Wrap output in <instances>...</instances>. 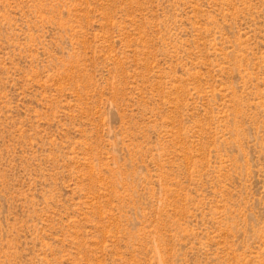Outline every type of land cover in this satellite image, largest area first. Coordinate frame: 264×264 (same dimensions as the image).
I'll use <instances>...</instances> for the list:
<instances>
[{"label":"rangeland","instance_id":"obj_1","mask_svg":"<svg viewBox=\"0 0 264 264\" xmlns=\"http://www.w3.org/2000/svg\"><path fill=\"white\" fill-rule=\"evenodd\" d=\"M0 264H264V0H0Z\"/></svg>","mask_w":264,"mask_h":264}]
</instances>
